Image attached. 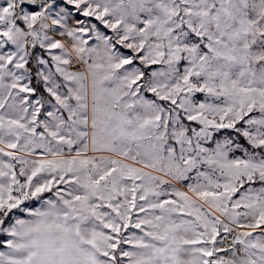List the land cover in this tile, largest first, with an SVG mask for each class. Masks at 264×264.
I'll return each mask as SVG.
<instances>
[{"label":"snow or ice","instance_id":"snow-or-ice-1","mask_svg":"<svg viewBox=\"0 0 264 264\" xmlns=\"http://www.w3.org/2000/svg\"><path fill=\"white\" fill-rule=\"evenodd\" d=\"M0 264H264V0H0Z\"/></svg>","mask_w":264,"mask_h":264}]
</instances>
